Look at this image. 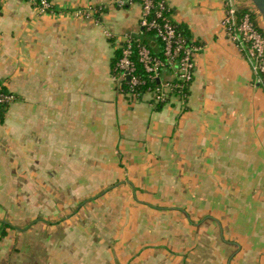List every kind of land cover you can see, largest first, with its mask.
Listing matches in <instances>:
<instances>
[{
    "label": "crops",
    "instance_id": "crops-1",
    "mask_svg": "<svg viewBox=\"0 0 264 264\" xmlns=\"http://www.w3.org/2000/svg\"><path fill=\"white\" fill-rule=\"evenodd\" d=\"M120 1L50 0L40 14L0 0V91L15 96L0 172L86 189L96 224L86 255L50 238L45 260L11 259L6 244L0 264H264V78L222 26L226 0H164L198 50L186 96L160 105L114 74L116 51L141 34L140 2ZM228 1L263 28L251 0Z\"/></svg>",
    "mask_w": 264,
    "mask_h": 264
},
{
    "label": "built area",
    "instance_id": "built-area-1",
    "mask_svg": "<svg viewBox=\"0 0 264 264\" xmlns=\"http://www.w3.org/2000/svg\"><path fill=\"white\" fill-rule=\"evenodd\" d=\"M40 14L52 9L50 0H26ZM142 7L140 28L154 31L162 42V55H154L145 45L138 43L137 38L129 36L120 47V56L114 64L115 76L121 83L125 82L128 90L136 97L149 93L155 104L166 103L171 95L183 97L190 87L195 72L194 54L198 50L191 40L178 29L170 17V11L164 0H138ZM120 6L125 4L122 0ZM222 26L230 38L241 50L246 52L253 68L264 77V34L251 19L249 12L238 15V9L226 0L225 15ZM141 65L142 74L138 72ZM173 69L169 80H160L161 70ZM154 80L157 83H154ZM148 82L151 85H148ZM145 91H141L142 87ZM12 93L0 91V104L13 102Z\"/></svg>",
    "mask_w": 264,
    "mask_h": 264
},
{
    "label": "rangeland",
    "instance_id": "rangeland-1",
    "mask_svg": "<svg viewBox=\"0 0 264 264\" xmlns=\"http://www.w3.org/2000/svg\"><path fill=\"white\" fill-rule=\"evenodd\" d=\"M262 21L263 28L255 24L264 34L263 18ZM37 175L34 172H17L15 182H12L8 179L11 173L0 172V219L13 225L9 236H0V245L14 244L16 248L10 253L11 259L14 255L28 254L32 260H45L44 241L56 238L64 241L68 255H73L74 250L85 254L88 243L86 229L96 225L90 218L92 206L88 209L87 190L79 188L76 196L71 197L72 194L66 193L67 189H61V193L52 185L42 187ZM58 195H61L62 202L56 198ZM70 229L76 231L75 234L65 235V231ZM74 244L78 248L72 249ZM24 245H31L32 250L23 252Z\"/></svg>",
    "mask_w": 264,
    "mask_h": 264
},
{
    "label": "trees",
    "instance_id": "trees-1",
    "mask_svg": "<svg viewBox=\"0 0 264 264\" xmlns=\"http://www.w3.org/2000/svg\"><path fill=\"white\" fill-rule=\"evenodd\" d=\"M124 6V5H123ZM241 12H244V10H241ZM251 19L253 20V22L255 23L254 21V15L251 14ZM177 27L178 29H180L184 35H187L188 33L185 31V29H183L181 27V25H178L177 24ZM138 40L136 42L135 47L138 46V43L141 44V45H145L147 46L154 55H159L161 56L162 55V42L160 41V39L155 35V32L154 31H148L146 29H141V34L139 37H136ZM153 43L157 45V48H154L153 47ZM119 54H120V50H117L116 51V58L114 59V61L112 62V67H114V64L116 63L118 57H119ZM138 72L139 74H142V68H141V65L138 64ZM264 78V77H263ZM154 83H157L156 80H154ZM124 86L128 89V86L125 82H123ZM148 85H151L150 82H148L147 86ZM142 87L141 88V91H145L146 87ZM187 93V92H186ZM157 105H160V104H157ZM6 111V104H0V119L3 118L4 116V113ZM0 227L2 230H0V236L1 237H4L6 235V232L4 231L5 228H10V227H13V225H11L10 223L8 222H5V221H0Z\"/></svg>",
    "mask_w": 264,
    "mask_h": 264
},
{
    "label": "water",
    "instance_id": "water-1",
    "mask_svg": "<svg viewBox=\"0 0 264 264\" xmlns=\"http://www.w3.org/2000/svg\"><path fill=\"white\" fill-rule=\"evenodd\" d=\"M264 20V0H251Z\"/></svg>",
    "mask_w": 264,
    "mask_h": 264
}]
</instances>
